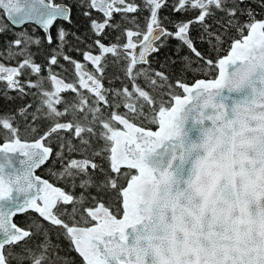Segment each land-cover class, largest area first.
I'll use <instances>...</instances> for the list:
<instances>
[{
  "label": "snow or ice",
  "instance_id": "snow-or-ice-1",
  "mask_svg": "<svg viewBox=\"0 0 264 264\" xmlns=\"http://www.w3.org/2000/svg\"><path fill=\"white\" fill-rule=\"evenodd\" d=\"M0 37V264H264V0H0Z\"/></svg>",
  "mask_w": 264,
  "mask_h": 264
},
{
  "label": "trees",
  "instance_id": "trees-1",
  "mask_svg": "<svg viewBox=\"0 0 264 264\" xmlns=\"http://www.w3.org/2000/svg\"><path fill=\"white\" fill-rule=\"evenodd\" d=\"M168 14V10L165 9L162 11L161 15H167ZM74 21L78 24V25H81L83 23H85L80 17L76 16L75 15V10H74ZM80 31H83V27H80L79 29ZM0 110H6L5 107H4V102L3 101H0Z\"/></svg>",
  "mask_w": 264,
  "mask_h": 264
},
{
  "label": "flooded vegetation",
  "instance_id": "flooded-vegetation-1",
  "mask_svg": "<svg viewBox=\"0 0 264 264\" xmlns=\"http://www.w3.org/2000/svg\"><path fill=\"white\" fill-rule=\"evenodd\" d=\"M6 37H0V41H2L3 39H5ZM21 220V222L24 220V217H20L19 218Z\"/></svg>",
  "mask_w": 264,
  "mask_h": 264
}]
</instances>
